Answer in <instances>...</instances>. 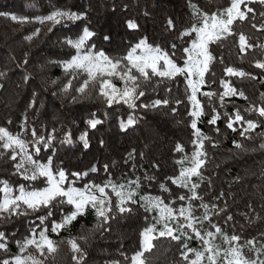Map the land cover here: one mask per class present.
I'll list each match as a JSON object with an SVG mask.
<instances>
[{
  "label": "trees",
  "instance_id": "16d2710c",
  "mask_svg": "<svg viewBox=\"0 0 264 264\" xmlns=\"http://www.w3.org/2000/svg\"><path fill=\"white\" fill-rule=\"evenodd\" d=\"M191 2L211 14L228 6L230 0ZM250 6L257 13L264 10L258 3ZM53 9L84 13L86 19L67 26L57 25L49 31V24L41 25L35 18L46 15ZM0 13L31 18V22L19 23L12 21L10 16H0V127H5L26 140L32 139V128L44 136L55 130L54 148L40 154L43 159L49 152H55L54 167L59 165L72 172L86 171L93 164L98 167L104 163L109 164L108 173L101 167L99 172H90L88 177L79 181L78 186L86 181L101 183L111 179L117 183H126L139 178L142 195L160 196L170 202L175 199L177 192H186L171 184L168 179L169 176L178 174L180 166L176 161L185 154L190 156L194 150L192 142L195 136L191 128L193 117L189 115L191 104L183 77L178 76L175 80L151 77L141 85L145 95L137 100V108L132 110L123 104L108 107L93 84H89L83 95L77 93L75 89L86 78L83 74L72 80L68 92L62 91L70 77L53 61L69 58L73 50L63 44L64 37L75 36L82 27L87 26L96 33L93 39L97 48H102L111 57L125 55L130 46L147 37L149 44L159 46L170 54L175 51L173 59L182 65V49L190 46L191 42V37H181V33L190 27L193 19L189 0H0ZM249 16V20L234 23L236 35L209 45V52L215 59L210 62L209 71L205 75L206 84L198 93L197 98L204 105L206 114L197 121V127L202 133L212 137L217 146L212 147L211 142L205 141L208 162L203 169L205 179L199 182L197 191L209 204L224 207L226 202V211L212 217V223L219 225L223 233L229 236L240 235L241 243L255 239L256 246L259 247L264 242V148H261V144H264V118L245 109L253 105L264 106V96L261 95L264 93V70L255 67V61H264V49L259 47L264 45V30L259 28L264 20L259 15L254 19L251 14ZM169 19L174 22L172 28L167 24ZM128 20H134L139 25L138 30L128 29ZM252 23L257 24V28L251 27ZM36 29H40L39 35L33 36ZM241 32L247 37V43L256 47L246 48L241 52L238 40ZM105 35L110 39L104 40ZM28 36H33V39L27 40ZM172 44L176 45L175 50L171 48ZM226 67L243 70L250 75L243 78L227 76L224 71ZM221 80L228 81L238 91H243L247 99L239 96L226 97L224 107H220L215 97L210 102L202 93L223 92ZM34 93L36 104L30 107ZM155 99H167L169 104L158 108L140 107L143 103L151 104ZM177 100L181 103L177 104ZM213 106L221 113V119L216 125L208 123ZM237 108L246 120L260 123L250 133V140L240 135V125H234L238 129L236 132L226 127L227 117L224 114H233ZM93 114L104 121L97 129H90L85 123ZM129 116L135 119V124L121 129L120 121H127ZM217 127L219 133L215 131ZM83 131L89 133L88 149H84L78 141L75 146L61 143L66 133L71 132L76 140ZM100 139L104 141L103 146L99 144ZM234 141L243 148H237ZM178 144L184 147V153L175 150ZM133 150L135 160H128V154ZM14 163L9 159V154L0 158V181H7L17 190L20 185L42 186L40 181L29 182L19 174H14ZM149 177L152 179H148ZM161 184L170 188L171 197L161 190ZM220 193H223V197L218 199ZM2 198L3 194L0 193V199ZM180 203L183 202L178 201L177 206ZM194 204L197 206L195 214H202L203 210L198 207L199 201ZM68 207H64L65 212ZM132 208L131 213L115 215L109 224L99 230L95 228L96 217L89 210L85 216L73 222L70 228L62 230L59 236L49 231L50 237L57 241V251L49 254L46 259L42 258L45 259V264H77L70 247L60 241L81 236L88 237L86 244L78 241L87 253L83 264H112L113 261L129 264L125 257L130 258L139 249L140 232L151 223L150 218L154 215L146 213L140 204L132 205ZM43 214L42 211L26 216H13L9 222L0 220V230L9 237V251H0V260L10 259L18 252L15 241L23 239L29 235L31 228L40 225L37 217ZM229 215L232 216L231 220H227ZM146 216L149 217L148 220L145 219ZM59 217L60 213L57 211L51 219L58 220ZM200 227L214 231L207 222ZM216 243L223 246L219 237ZM153 244L151 252L145 253V264H186L181 257L182 249L170 238L158 237ZM189 246L199 249L201 242L193 239L189 241ZM245 254L254 256L247 248Z\"/></svg>",
  "mask_w": 264,
  "mask_h": 264
},
{
  "label": "snow or ice",
  "instance_id": "6c2138e0",
  "mask_svg": "<svg viewBox=\"0 0 264 264\" xmlns=\"http://www.w3.org/2000/svg\"><path fill=\"white\" fill-rule=\"evenodd\" d=\"M254 3L260 4L264 9V0H230L228 6L209 14L189 0L193 19L190 27L185 28L181 33V37H191V42L190 46L182 49L180 57L183 60L182 65L173 59L176 55L175 51L170 54L169 51L159 46H153L148 43L147 37L141 38L130 46L125 55L119 57H111L102 48L98 49L93 39L96 33L87 26L82 27L75 36L64 37L63 44L73 51L69 58L53 61V63H58L65 74L70 77L62 87L64 92L71 89L73 79L83 74L86 78L75 89L77 93L83 95L89 84H93L108 107H112L113 104H123L129 109L135 110L137 100L145 95L141 85L149 81L151 77H159L162 80H175L178 76L184 78L187 98L191 104L189 115L193 117L191 128L194 130L195 136V140L192 142L194 150L190 156L185 154L176 161L180 166L178 174L169 176L168 179L171 184L176 185L179 189H185L186 192L184 194L177 192L175 199L170 202H166V198L160 196L142 195L139 178L128 180L126 183H117L111 179H106L101 183L86 181L78 186L79 181L88 177L90 172H99L101 167L105 173H108L109 164L104 163L101 167L93 164L86 171L72 172L59 165L54 167L55 152H49L43 159L40 154L42 151L48 152L54 148L55 130L48 136H44L32 128V139L26 140L21 135L12 133L5 127H0V158L9 154V159L15 162L13 165L14 174H19L22 179L29 182L40 181L42 185L38 187L20 185L17 190L7 181H0V193L3 194V198L0 199V220L9 222L13 216H26L42 211L44 213L37 217L40 225L31 228L29 235L23 239L15 241L18 252L10 259L0 260V264H45L46 257L57 251V241L50 237L49 231L59 236L62 230L70 228L73 222L79 217L85 216L89 210L94 213L97 221L95 228L99 230L109 224L115 215L131 213L132 205L136 204H140L146 213H154V215L150 218L151 223L140 232L139 249L130 258L125 257L129 260V264H145V253L151 252L154 247L153 241L158 237H168L176 242L182 249L181 257L186 264H264V242H261L257 247L255 239L245 240L241 243L240 235L229 236L223 233L219 225L212 223V217L226 211V202L224 207L209 204L197 191L200 187L199 182L205 179L203 169L208 162L205 141L211 142L212 147L217 146V142L212 137L205 135L197 127V121L206 114L204 105L197 98L198 93L205 86V75L209 71L210 62L215 59L209 52V45L222 41L228 36L236 35L233 30L234 23L249 20V14L252 19L259 15L264 20V10L257 13L250 6ZM0 16H10L12 21L19 23L31 22V18L26 16L18 17L8 13H0ZM85 19L86 14L84 13L53 9L46 15L36 17L35 21L41 25L49 24L48 30L51 31L52 27L57 25L67 26L69 23L74 24ZM126 24L130 30L139 28L134 20H128ZM167 24L170 28L174 27L172 19H169ZM251 27L257 28V24L252 23ZM259 28L264 30V23H261ZM39 32L40 29H36L33 36L39 35ZM33 36H28L26 39L31 41ZM103 39L108 40L110 37L105 35ZM238 40L241 52H244L246 48L256 47V45L247 43V37L242 32L238 34ZM259 47L264 49V45H259ZM171 48L175 50L176 45L172 44ZM25 63H27L26 60ZM255 67L264 70V61H255ZM224 71L227 76L243 78L250 75L233 67H226ZM252 78L255 79V77ZM114 80L120 81L121 86H117L113 82ZM220 85L224 89L223 92L203 91L202 95L208 97L210 102L215 97L220 107L225 106L226 97L239 96L242 99H247L243 91H238L228 81L221 80ZM35 95L34 93L30 107H34L36 104ZM261 95L264 96V93ZM73 99L75 100V97ZM176 103L179 104L181 101L177 100ZM168 104L167 99H155L151 104L143 103L140 107L158 108ZM245 111L256 112L264 118V106L253 105ZM224 115L227 117L226 127L236 132L238 129L234 125H240V135L245 139H252L250 133L260 126L257 121L246 120L238 108L233 114L225 113ZM220 119L221 113L213 106L208 123L216 125ZM135 122V119L129 116L127 121H120V128L127 129ZM85 123L90 129H97V126L103 124L104 121L96 118L93 114V117L86 120ZM24 124L25 130H27V117H25ZM215 131L219 133L220 130L217 127ZM77 141L82 144L84 149H88L90 147L88 131L81 132L76 140L73 139L72 133L68 132L61 143L75 146ZM234 143L237 148H243L240 143L235 141ZM99 144L103 146V139H100ZM261 148H264V144H261ZM175 150L184 153L182 145H176ZM135 155V150H133L129 152L127 159L134 161ZM160 188L171 197L172 192L168 186L161 184ZM222 197L223 193H220L217 198ZM178 201L183 203L177 206ZM195 201H199L198 207L203 210L200 215L195 214L197 211ZM65 206H69L67 212L64 211ZM57 211L60 213L59 219H51ZM145 219L148 220L149 217L146 216ZM231 219L232 216H227V220ZM205 222L214 231L200 227ZM105 230L108 229L105 228ZM218 237L222 239L223 246L216 243ZM8 239L6 233L0 230V251L5 253L9 251ZM193 239L201 242L199 249L189 246V241ZM78 241H83L86 244L88 237H69L60 243H67L73 253V259L77 264H83L87 253ZM30 248L33 250L32 252L28 251ZM246 248L249 252H253L254 256L246 255ZM112 264H120V262L113 261Z\"/></svg>",
  "mask_w": 264,
  "mask_h": 264
},
{
  "label": "rangeland",
  "instance_id": "374dc122",
  "mask_svg": "<svg viewBox=\"0 0 264 264\" xmlns=\"http://www.w3.org/2000/svg\"><path fill=\"white\" fill-rule=\"evenodd\" d=\"M114 83H116L117 84V86H121V83H120V81H118V80H114L113 81ZM31 249V248H30ZM30 252H32V251H30Z\"/></svg>",
  "mask_w": 264,
  "mask_h": 264
}]
</instances>
